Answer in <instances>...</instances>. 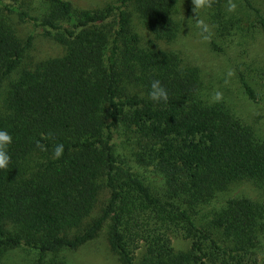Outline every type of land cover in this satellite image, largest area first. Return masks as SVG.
<instances>
[{
    "label": "trees",
    "instance_id": "obj_1",
    "mask_svg": "<svg viewBox=\"0 0 264 264\" xmlns=\"http://www.w3.org/2000/svg\"><path fill=\"white\" fill-rule=\"evenodd\" d=\"M241 1L262 26L259 10ZM172 3L114 0L80 11L65 0H39L31 15L19 0H0V89L8 80L0 130L12 136L10 162L0 169V257L25 248L36 253L32 264H67L56 255L92 240L108 222L119 264H257L258 205L229 198L204 222L199 208L232 182L264 188V141L222 101L201 99L197 71L181 66L177 53L155 48L153 40L173 37ZM131 13L150 43L140 44ZM11 17L32 27L23 40ZM36 36L63 54L22 68ZM154 80L167 102L149 99ZM238 84L256 101L241 74ZM116 129L130 135V155L155 172L160 187L117 156ZM58 144L63 154L53 159ZM101 189V213L83 225ZM172 238L187 240L188 249L173 251Z\"/></svg>",
    "mask_w": 264,
    "mask_h": 264
},
{
    "label": "rangeland",
    "instance_id": "obj_2",
    "mask_svg": "<svg viewBox=\"0 0 264 264\" xmlns=\"http://www.w3.org/2000/svg\"><path fill=\"white\" fill-rule=\"evenodd\" d=\"M23 8L33 15L39 0H19ZM74 10L93 11L102 8L106 3L114 0H65ZM237 5L234 12L227 11L228 0H214L211 8L194 9L191 0H173L169 19L173 30V37L168 41L153 40L156 49L178 54L180 65L194 68L198 73L199 94L201 99L210 104L214 101L217 91L222 93V101L232 115L250 128L255 137L264 141V0H249L250 4L259 10L263 19L260 26L253 14L244 7L241 0H233ZM131 12V11H130ZM203 19L210 26V39L204 40L200 29L196 27V20ZM14 34L23 40L32 27L20 23L15 18H8ZM130 26L138 36L140 44L151 42L150 34L144 29L137 17L131 13ZM207 35V34H205ZM213 42L219 51L211 50ZM63 48L48 39L36 36L23 60L22 68H32L47 59L59 57ZM232 75L229 76L228 73ZM238 74H241L257 96L256 101L246 99L238 84ZM227 81V83L225 82ZM3 82L0 89V107L5 96ZM129 134H123L121 129L115 130L113 137L115 152L127 165L134 170L152 189L160 187L161 180L148 166L137 162L130 151L135 149L129 140ZM133 146V147H132ZM107 192L101 189L96 197L94 207L84 224L99 217L104 205ZM229 198H246L260 207L261 219L257 228V264H264V188L253 181H239L229 183L224 190L216 192L206 205L199 208V218L204 222L212 217ZM108 222H104L96 236L74 250L59 252L56 257L67 264H119L116 255L107 243ZM173 251H186L188 241L182 238H172ZM143 246L135 252L139 259ZM36 253L25 248L7 250L1 254L0 264H32ZM138 262V261H137Z\"/></svg>",
    "mask_w": 264,
    "mask_h": 264
},
{
    "label": "clouds",
    "instance_id": "obj_3",
    "mask_svg": "<svg viewBox=\"0 0 264 264\" xmlns=\"http://www.w3.org/2000/svg\"><path fill=\"white\" fill-rule=\"evenodd\" d=\"M214 0H191V3L194 9H206L211 8ZM237 8V5L233 2V0H228L227 3V11L229 13L234 12ZM196 27L200 29L202 38L204 40L210 39L211 36V29L208 24L205 23L203 19L196 20ZM207 34V35H205ZM229 76L232 75L231 72L228 73ZM227 83V81H225ZM148 97L150 100L154 102L164 101L167 102L168 100V93L166 89L161 85L159 80H154L151 82L150 91L148 93ZM222 99V93L217 91L214 95V101H219ZM12 143V136L7 132L0 130V169H6L9 162L10 156L7 152V147ZM37 147L44 150V146L37 143ZM64 146L63 144H58L53 149V159H59L63 154Z\"/></svg>",
    "mask_w": 264,
    "mask_h": 264
}]
</instances>
